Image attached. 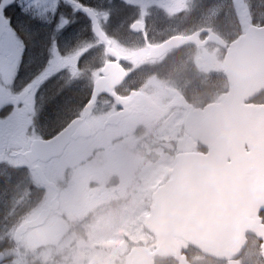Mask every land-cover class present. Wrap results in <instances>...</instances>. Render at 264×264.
<instances>
[{"label":"flooded vegetation","instance_id":"obj_1","mask_svg":"<svg viewBox=\"0 0 264 264\" xmlns=\"http://www.w3.org/2000/svg\"><path fill=\"white\" fill-rule=\"evenodd\" d=\"M217 1L0 0V12L11 17L26 46L18 77L22 46L17 44L10 64L0 65V165H6L0 173V264L21 254L23 264H43L39 257L46 255L51 264H83L77 258L83 248L89 264H132V252L141 247L149 261L156 249L149 234L143 243L122 229L123 248H93V228L112 213L121 216L118 225L140 233V211H150L155 190L172 180L177 158L207 154L200 142L207 141L189 132L186 120L228 93L224 59L239 34L235 14L216 7ZM85 10L94 14L104 40ZM175 38L190 41L160 54ZM106 69L115 76L121 69L124 79L109 94L97 95L86 118L89 138L71 140L60 157L31 167L26 155L32 144L52 140L83 117ZM67 89L70 109L60 112V91ZM153 172L165 177L149 189L145 179ZM140 190L147 197L142 202ZM41 216L40 225L16 236ZM258 218L264 227V210ZM180 249L188 264H264V240L254 234L231 262L183 243ZM174 256L152 261L178 264Z\"/></svg>","mask_w":264,"mask_h":264},{"label":"water","instance_id":"obj_2","mask_svg":"<svg viewBox=\"0 0 264 264\" xmlns=\"http://www.w3.org/2000/svg\"><path fill=\"white\" fill-rule=\"evenodd\" d=\"M234 5L246 35L231 47L225 61L230 92L219 105L190 115L189 132L207 140L204 145L210 154L179 159L172 181L155 194V206L145 226L158 239L157 251L152 254L156 259L178 255L171 251L175 232L192 247L221 260L231 258L243 247L245 235L258 232L256 217L264 209V105H245V102L264 91V27L248 25V14L242 11L241 0H234ZM85 13L104 40L94 15ZM189 41L172 39L160 47V54ZM120 72V76H115L112 69L104 71L107 77L95 83V94L85 109V118L89 117L97 95L109 94L114 85L121 83L124 74ZM71 136L88 138V125L83 120L75 121L52 141L39 143L33 160L47 161L61 155ZM246 148L249 153L245 152ZM203 171L205 175L197 174ZM198 177L204 180V186L195 181ZM184 184L191 192L202 193L197 205L170 203L172 195L176 198L184 192L180 189ZM26 227L22 226L18 233ZM142 252L132 253L133 264H137V259L138 263L146 264Z\"/></svg>","mask_w":264,"mask_h":264},{"label":"rangeland","instance_id":"obj_3","mask_svg":"<svg viewBox=\"0 0 264 264\" xmlns=\"http://www.w3.org/2000/svg\"><path fill=\"white\" fill-rule=\"evenodd\" d=\"M44 2L46 0H43ZM232 1L233 0H218L216 3V7H219L221 9H225L227 11V13H230V11H232ZM210 8H213V6H211ZM243 8H245L243 6ZM128 20V18H127ZM234 21V20H233ZM13 52H16L18 50V45L14 44L13 45ZM1 70V68H0ZM77 86L75 87V91L77 90ZM71 89H67V90H63L60 91V99L63 100V102L69 98V93H70ZM68 102H71L70 99H68ZM113 134H110V136H112ZM110 136H107L106 138H109ZM87 149H89V147H87ZM86 151V147L85 148H80L77 152H78V158L83 156V153ZM87 167L89 168V165H87ZM6 165H0V173H3L5 171ZM82 171V168H79L78 172ZM156 173V172H155ZM155 173L153 172L148 178H146V183H148L149 189H151L153 186H156L157 184H159L160 182L163 181L165 175L162 174V176H156ZM146 194L143 191H139L138 193V197L137 199L142 202L143 200H146ZM106 211V210H105ZM147 212H148V208L147 207H143L140 211V218H141V232L139 233L138 230L136 231V234L133 235L132 233H130L128 231L127 227H123L125 223H118L116 222V218L121 217V216H117L114 215L112 213H109L106 215V217H101L100 218V223L101 226L95 227L93 228V238L91 239L92 241V247H96V246H103V245H111L116 243L117 246L119 248H123L122 245L120 244L121 239L118 237V234L121 232L122 229H124L125 235H128L131 240L133 238H138L140 239L143 243H147L149 241V238L147 236V234L145 233L144 227H143V223H144V219L147 216ZM103 218H105L103 220ZM110 220H109V219ZM141 242V243H142ZM89 247V246H88ZM84 249H88V248H83L80 249L78 252V260L82 259L84 260L83 264H89V252H85V256L83 254V250ZM51 257H49L48 255L44 256V257H39V260L42 261L43 264L47 263V264H51L48 259H50ZM98 257L97 255H93L91 257L92 260H96Z\"/></svg>","mask_w":264,"mask_h":264},{"label":"snow or ice","instance_id":"obj_4","mask_svg":"<svg viewBox=\"0 0 264 264\" xmlns=\"http://www.w3.org/2000/svg\"><path fill=\"white\" fill-rule=\"evenodd\" d=\"M15 3V0H13ZM7 3V0H5ZM22 12L28 13L27 9L20 4ZM18 44L21 47L20 61L15 64V75L21 74V64L23 60V53L25 45L23 39L18 35L17 29L12 26V19L10 16L5 15V12H0V65H8L11 63L13 53V45Z\"/></svg>","mask_w":264,"mask_h":264},{"label":"trees","instance_id":"obj_5","mask_svg":"<svg viewBox=\"0 0 264 264\" xmlns=\"http://www.w3.org/2000/svg\"><path fill=\"white\" fill-rule=\"evenodd\" d=\"M246 4H247V7L250 8L251 11L256 10L255 12L257 14H256V17H253V20H254L253 22L257 23L258 21H260L261 24L264 23V0H246ZM261 16H263V17L260 19ZM16 17L20 21V19L22 18V14H19ZM21 23L22 22L20 21L19 24H21ZM36 24H38V23H36ZM68 99H70V98H68ZM68 99H66L64 102H63V100H61L62 102L59 104L60 108L58 109V110H60V112H64L66 110L69 111L70 106H68L66 104L68 102ZM78 101H79V99H78ZM258 101L261 103H264V94L260 96ZM61 115L64 116L63 113Z\"/></svg>","mask_w":264,"mask_h":264}]
</instances>
